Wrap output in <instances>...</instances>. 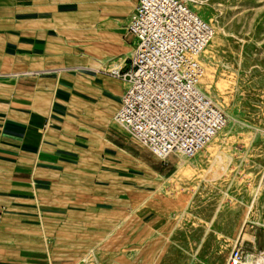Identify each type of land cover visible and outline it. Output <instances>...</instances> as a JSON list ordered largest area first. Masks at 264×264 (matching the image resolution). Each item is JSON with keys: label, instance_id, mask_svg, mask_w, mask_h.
Masks as SVG:
<instances>
[{"label": "rangeland", "instance_id": "1", "mask_svg": "<svg viewBox=\"0 0 264 264\" xmlns=\"http://www.w3.org/2000/svg\"><path fill=\"white\" fill-rule=\"evenodd\" d=\"M181 1L213 27L200 87L225 127L193 158L165 163L114 121L121 137L106 132L79 160L99 178L26 211V249L51 245L56 264H227L232 250L264 264V0Z\"/></svg>", "mask_w": 264, "mask_h": 264}, {"label": "crops", "instance_id": "2", "mask_svg": "<svg viewBox=\"0 0 264 264\" xmlns=\"http://www.w3.org/2000/svg\"><path fill=\"white\" fill-rule=\"evenodd\" d=\"M137 3L0 0V264H56L53 246L44 254L40 241L24 247L26 211L39 213L46 191L98 179L79 160L104 146L106 132L121 137L114 116L134 55L126 27Z\"/></svg>", "mask_w": 264, "mask_h": 264}, {"label": "built area", "instance_id": "3", "mask_svg": "<svg viewBox=\"0 0 264 264\" xmlns=\"http://www.w3.org/2000/svg\"><path fill=\"white\" fill-rule=\"evenodd\" d=\"M134 39L117 125L156 158H193L226 125L200 83L213 27L181 0H138L126 27ZM227 264H241L232 250Z\"/></svg>", "mask_w": 264, "mask_h": 264}, {"label": "bare ground", "instance_id": "4", "mask_svg": "<svg viewBox=\"0 0 264 264\" xmlns=\"http://www.w3.org/2000/svg\"><path fill=\"white\" fill-rule=\"evenodd\" d=\"M212 40V39H211ZM211 42V41H210ZM209 45V44H208ZM208 49V48H207ZM207 145V144H206ZM205 145V146H206ZM178 165H180V162H178L177 164H176V166H178ZM243 264V263H242ZM245 264V263H244ZM247 264V263H246ZM257 264H260L259 262H257Z\"/></svg>", "mask_w": 264, "mask_h": 264}]
</instances>
